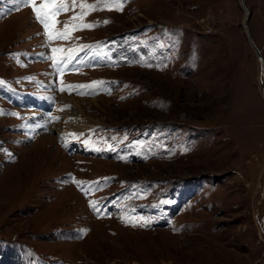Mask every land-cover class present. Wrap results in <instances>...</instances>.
<instances>
[{
    "label": "rangeland",
    "instance_id": "374dc122",
    "mask_svg": "<svg viewBox=\"0 0 264 264\" xmlns=\"http://www.w3.org/2000/svg\"><path fill=\"white\" fill-rule=\"evenodd\" d=\"M64 3L50 30L69 38L49 41L0 0V264H264V90L241 0ZM245 3L264 59V0Z\"/></svg>",
    "mask_w": 264,
    "mask_h": 264
},
{
    "label": "snow or ice",
    "instance_id": "6c2138e0",
    "mask_svg": "<svg viewBox=\"0 0 264 264\" xmlns=\"http://www.w3.org/2000/svg\"><path fill=\"white\" fill-rule=\"evenodd\" d=\"M10 2L14 6V10H19L23 7H31L33 13L35 14L36 20L44 27L45 33L48 35L49 41L53 39H68L69 38V33L68 31L65 32H53L50 30V22L53 21V18L65 11H68L69 9L67 8L66 4L64 3V0H44L43 6L42 7H37L36 5V0H10ZM81 7H86L85 5H81ZM89 11H94L96 10L95 6H87ZM109 9L112 7H122V5H116L115 3H111L108 5ZM86 13H82L81 16L79 17H73V20L76 19H82L83 15ZM104 23H108L105 21ZM96 25H76L73 26L72 31L76 30H82V28H93ZM52 27H54V22L52 24ZM68 25H65V29L67 30ZM83 49V46H81V50ZM54 53L56 52H64V49H52ZM75 50H69V52H74ZM49 59H52L51 57H48ZM72 55L70 54L65 60L63 61H58V60H53V64L56 67L57 71H61V69L64 67L65 64L70 63L72 60ZM99 82H94V85ZM69 88L75 87V86H68ZM87 87V86H84ZM63 90V89H62ZM82 190L84 188L82 187ZM87 190L91 191L92 187L91 185L87 186ZM90 206L93 207L95 210V204L90 203ZM135 226V225H133Z\"/></svg>",
    "mask_w": 264,
    "mask_h": 264
},
{
    "label": "water",
    "instance_id": "95a60500",
    "mask_svg": "<svg viewBox=\"0 0 264 264\" xmlns=\"http://www.w3.org/2000/svg\"><path fill=\"white\" fill-rule=\"evenodd\" d=\"M241 9L243 10L244 14H245V17H244V20H243V24H242V27L246 33V36H247V39H248V43L250 44L251 48L253 49V51L255 52L257 58H258V61L260 62L261 64V76H262V88L264 89V59H263V55H262V52L261 50L258 48V46L256 45L253 37H252V33H251V30L249 28V20H250V17H251V13L250 11L248 10L247 6H246V3H245V0H241ZM262 224H263V230H264V217L262 219ZM264 232V231H263Z\"/></svg>",
    "mask_w": 264,
    "mask_h": 264
},
{
    "label": "trees",
    "instance_id": "16d2710c",
    "mask_svg": "<svg viewBox=\"0 0 264 264\" xmlns=\"http://www.w3.org/2000/svg\"><path fill=\"white\" fill-rule=\"evenodd\" d=\"M151 27V26H150ZM35 137V136H34ZM78 226V225H77ZM5 250H1L0 251V255L4 252ZM14 252L12 253H8L6 252L7 256L4 255L3 258V264H8L7 262L9 261V259H11V262H13L14 264H66L68 261H65L63 259H60V261H56L59 259H53V258H49V257H45V258H40L38 260V262L35 263H31L30 259L26 260L22 255L15 253L13 255ZM14 256V257H13ZM69 263V262H68Z\"/></svg>",
    "mask_w": 264,
    "mask_h": 264
},
{
    "label": "bare ground",
    "instance_id": "6f19581e",
    "mask_svg": "<svg viewBox=\"0 0 264 264\" xmlns=\"http://www.w3.org/2000/svg\"><path fill=\"white\" fill-rule=\"evenodd\" d=\"M263 90H264V89H263ZM72 102H73L72 104H74L75 108L78 109V108H79V106H78V102H77L76 100H74V99H73ZM94 102H97V100L94 101ZM81 109H82V108H81ZM81 116H82V115H81ZM69 120H70V119H69ZM85 121H86V120H85ZM75 122H76V120H75ZM67 124H68V123H67ZM89 126L92 127V125H89ZM61 128H62V130H64V129H65V124H62V125H61ZM61 128H60V129H61ZM84 128H86L85 125H84ZM65 133H66V132H65Z\"/></svg>",
    "mask_w": 264,
    "mask_h": 264
}]
</instances>
